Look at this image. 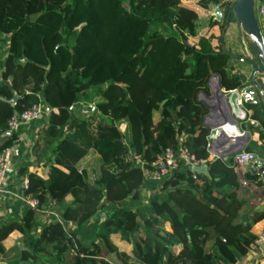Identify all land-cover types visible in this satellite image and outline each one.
I'll list each match as a JSON object with an SVG mask.
<instances>
[{"label":"trees","instance_id":"16d2710c","mask_svg":"<svg viewBox=\"0 0 264 264\" xmlns=\"http://www.w3.org/2000/svg\"><path fill=\"white\" fill-rule=\"evenodd\" d=\"M236 2L0 0V95L18 93L15 104L0 99V153L15 144L16 111L39 100L51 109L43 125L50 154L41 167L19 169L39 206L27 203L22 218L0 224V249L17 231L28 242L15 246L19 259L34 264H114L110 253L121 264H237L250 253L264 211L245 223L239 172L232 156H211L209 108L199 98L213 74L228 94L245 85L223 52L246 58L226 43L233 25L241 29ZM216 5L220 20L210 14ZM83 101L92 107L74 114ZM248 108L264 126L262 101ZM181 143L208 159L210 175L180 170L135 208L121 205L141 199L146 184L133 156L150 162ZM91 149L102 158L93 182L77 166ZM258 172L246 177L260 184ZM48 202L59 217L42 223Z\"/></svg>","mask_w":264,"mask_h":264},{"label":"crops","instance_id":"0c3cea01","mask_svg":"<svg viewBox=\"0 0 264 264\" xmlns=\"http://www.w3.org/2000/svg\"><path fill=\"white\" fill-rule=\"evenodd\" d=\"M251 78L252 77H248L246 79V81H249L248 84H252L250 81ZM223 89L225 88L223 87ZM209 94H211V87ZM250 103L253 102H246L243 105H240V109L238 111H234L235 117L238 119L237 123H232L229 121L221 125V127H224L225 131L228 133L229 138L225 141H222L221 143L219 142L220 145H218V142L216 144V149L218 151H223L232 147H240L239 140L234 137L238 135H244L245 133L244 136L247 138V144L244 148L255 150L261 157V164L258 170L262 173L258 172L261 173L258 177V180L263 182L260 184L246 177L247 170L252 171L249 166L245 165L240 168L236 167L239 172V185L237 188V194L245 202L241 210L245 223L253 222L255 215L264 211V146L261 144L263 125L260 120L252 116V110L248 108V104ZM211 119L213 122H218L221 119V116L214 114ZM252 120H254V122ZM38 123L39 121H34L28 125H24L20 131L21 136L17 135L14 144V162L6 177L5 189L3 192H0V224L3 221L22 218L25 210L27 209L28 204L24 200L26 195L23 192V180L27 177L20 175L19 169L24 165H30L31 168L41 167L46 161V157L41 158L39 157V154L35 155L32 153V151L30 153L28 144L30 134H32V132L38 128ZM212 135L217 137V132L213 131ZM210 153L212 157H217V155L211 151ZM228 158L229 156L224 157L223 159L227 160ZM81 160L77 163L78 167ZM242 171L247 178L248 185H245L243 188H239L241 184L240 175ZM158 184L159 183L155 181H146L145 187L148 191H153L155 188L157 189L159 187L157 186ZM70 198L71 197L68 196L67 199L69 200ZM52 216L53 215L50 216V219ZM46 217L47 215L43 216V214H41L40 221L42 223L47 222L49 219H46ZM42 223L36 226L34 230L35 236L39 235L42 228ZM253 230L259 236V233L264 230V219L254 222ZM27 244V239H24L22 234L17 231L13 232L6 240H4L3 249H0V264H34L28 261L20 260L18 254L15 251V246L26 248ZM108 257L111 259V261L112 259H116V255L114 253H110ZM37 264L51 263L39 262ZM237 264H264V244L259 248H251L250 253L243 257Z\"/></svg>","mask_w":264,"mask_h":264},{"label":"built area","instance_id":"2783aa9c","mask_svg":"<svg viewBox=\"0 0 264 264\" xmlns=\"http://www.w3.org/2000/svg\"><path fill=\"white\" fill-rule=\"evenodd\" d=\"M256 15L259 18L264 19V0L258 3L256 0ZM260 22V19H259ZM262 27V26H261ZM254 87L252 84H245L242 87L235 88L231 93L236 92L238 94L237 103L238 105H243L246 102H256L258 95L253 91ZM230 93V94H231ZM51 113L49 105H47L43 100L30 105L22 111H16L9 119V132L17 133L21 136L20 131L24 125H28L34 121H44L47 120ZM254 122V120H252ZM263 134L261 137V144L264 146V126L262 128ZM210 134V143L215 137V135ZM183 141V137L180 138ZM14 145L6 146L2 149L0 153V192L5 189V182L8 172L11 170L14 162ZM232 159L236 167H243L245 165L249 166L253 171H259L261 164V157L255 150L241 149L232 155ZM134 160L140 163L142 166L145 181H155L162 183L168 177L175 175L180 170L192 169L196 165H204L208 163V159L204 157H198L195 152H193L189 146L186 144H179L177 148L168 147L163 152L159 153L152 161L146 162L142 155L135 154ZM194 171V170H193ZM193 177L198 179L197 172L194 171ZM28 178L24 179V186H28ZM240 187L243 188L248 185L247 178L244 172L240 175ZM24 200L26 203L31 205L33 208L37 207L39 204L38 199L32 198L30 196H25ZM57 213V212H56ZM58 217V213L56 214ZM264 244V230L259 233L254 242L251 244V248H259Z\"/></svg>","mask_w":264,"mask_h":264},{"label":"water","instance_id":"95a60500","mask_svg":"<svg viewBox=\"0 0 264 264\" xmlns=\"http://www.w3.org/2000/svg\"><path fill=\"white\" fill-rule=\"evenodd\" d=\"M256 0H237L234 5V13L237 18L238 23L244 27V29L250 33L254 38L255 48L257 51L258 59L253 58H243L245 61L249 62L254 69L251 82L254 87L253 91L257 93L258 101H262L264 106V78L258 80V74H264V32L262 30L259 19L256 15ZM217 19H221L222 11L219 7L215 10ZM221 43H224V37L220 38ZM223 52L231 55L233 58H237V54L229 51L225 46ZM242 76L245 77V74L242 73ZM249 81H246L245 84H248ZM211 87V94L200 93L199 98L208 106L209 112L205 116V123L211 127V133L213 131L217 132V137L213 138L209 146V150L217 155V157H228L233 153L243 149L247 144V138L244 135H238L234 138L239 140L240 147L225 149L223 151H218L216 149V144L218 145L222 141H225L229 138L228 133L225 131L224 127H221L222 124L231 121L232 123H237L238 119L235 117L234 111H238L240 106L237 103L238 94L233 92L228 94L225 89H223L221 77L218 74H213L208 82ZM0 99L8 100L10 103L15 104L18 99V93L15 92L14 96L10 99H7L0 95ZM221 116V119L218 122H213L211 117L213 115ZM223 128V129H221ZM216 142V143H215ZM220 142V143H219ZM193 170L196 172L205 173L210 175L209 164L196 165L193 167Z\"/></svg>","mask_w":264,"mask_h":264},{"label":"rangeland","instance_id":"374dc122","mask_svg":"<svg viewBox=\"0 0 264 264\" xmlns=\"http://www.w3.org/2000/svg\"><path fill=\"white\" fill-rule=\"evenodd\" d=\"M185 1L196 3L197 0H185ZM257 1H258V3H261L262 0H257ZM217 7L220 8L219 5L211 7L210 14H214L216 16L215 10ZM222 17H223V12H222L221 19H222ZM259 19H260V24L262 26V30L264 32V19H262V18H259ZM204 21H206V20H204ZM200 31L203 32V27L200 28ZM226 43H227L228 47H231L233 50L238 51V53L242 54L244 57L253 58L255 60L258 59V55H257V51L255 48V43H254V38L250 33H248L244 29L243 26H241V29H240V26L238 24L233 25L232 30H231V34L228 36V41ZM1 50H3V49H1ZM2 52L0 53V60H1V58H3ZM242 58L243 57H241L240 59L233 58L234 59L233 64H235L236 68L242 69V71L245 72V77L247 79L248 77H252V75H253L252 72H254V69H253V66L249 62L243 61ZM262 77L264 78V74L259 73L257 78L259 81H261ZM88 106H89V108L92 107V105L91 104L89 105L88 102H85V101L80 102L78 104V106L76 107V109H73V112H74V114H78L79 112L85 113L86 111H89ZM44 122L45 121H42V120L39 121V123L37 124L38 128L34 132H32V134H30V137L28 140L30 153L32 151V153L35 155L39 154V157H41V158L47 157L48 154H50L49 153L50 149L48 146L45 145V142H44L45 141V136H44V131H43L44 130V127H43ZM101 162H102V158L99 155V153L95 149H91V151H89V153L82 158L81 162L79 163V167L88 169L89 175H90V180L93 182L94 179L99 176ZM151 192H152L151 190L148 191L146 189V187L144 186V187H142L141 199L134 200V199L130 198V199L123 201V203H121V205H125L127 207L135 208L138 203L145 202L147 200L148 196L151 194ZM38 206H39V204L35 208H38ZM112 207H113L112 204L107 205V208H109V209H111ZM56 209H57V207L55 205H53L52 203L50 204L49 202L46 204H43V206L39 208V210H41L43 216L47 215L46 219H49V220H50L51 215L57 214L56 212H58V209L57 210ZM102 213L105 214L104 212H102ZM43 219H44V217H43ZM104 252L105 253H103V254H106L107 250H104ZM112 262L114 264H121L120 260L117 257H116V259H112Z\"/></svg>","mask_w":264,"mask_h":264}]
</instances>
